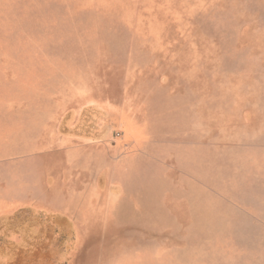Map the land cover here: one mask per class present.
Listing matches in <instances>:
<instances>
[{"label": "rangeland", "instance_id": "1", "mask_svg": "<svg viewBox=\"0 0 264 264\" xmlns=\"http://www.w3.org/2000/svg\"><path fill=\"white\" fill-rule=\"evenodd\" d=\"M12 173L0 264H264V0H0Z\"/></svg>", "mask_w": 264, "mask_h": 264}, {"label": "crops", "instance_id": "2", "mask_svg": "<svg viewBox=\"0 0 264 264\" xmlns=\"http://www.w3.org/2000/svg\"><path fill=\"white\" fill-rule=\"evenodd\" d=\"M65 139L66 141L61 145H67L69 148L75 150L79 147V144L73 142L74 140H71V138L65 137ZM70 141L73 143L69 144L68 142ZM47 150L48 149L41 151V153H46ZM37 153H31L34 157H31V154H28L26 158H18L16 157L17 155H15V165H18L23 161L28 164L33 163ZM11 176L14 178L6 182V188H4L3 178L0 177V218L15 213V210L20 207L46 209V197L42 193L33 190L30 186H24L22 188L19 187V185L16 186L17 182H15V173H12Z\"/></svg>", "mask_w": 264, "mask_h": 264}]
</instances>
